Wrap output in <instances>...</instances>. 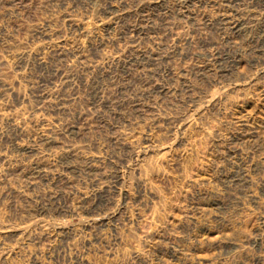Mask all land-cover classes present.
<instances>
[{
    "label": "bare ground",
    "instance_id": "bare-ground-1",
    "mask_svg": "<svg viewBox=\"0 0 264 264\" xmlns=\"http://www.w3.org/2000/svg\"><path fill=\"white\" fill-rule=\"evenodd\" d=\"M81 2L86 3L84 11L78 9L61 17V31L35 35L37 40L44 38L46 42L41 43L38 40L39 44L17 56L16 67L22 70L21 78L29 79L34 70L37 73L34 82L27 87L28 94L35 103L30 101L31 96L28 97L21 90V80L13 79L7 83L0 78L2 264H17L16 261L19 259H25L29 264H44L41 260L43 250L39 248L43 241L49 243L46 246L53 252L56 247H60V250L62 248L65 253L68 251L72 263L83 264V258L71 254L83 239H79L81 238L79 236L82 234L90 236L91 233L88 231L92 228L103 230L109 227V217H112L110 215L113 214L114 208L126 206L131 200V193L124 188L121 175L118 173L117 166L121 160L115 156V151H133L138 143L127 141L123 130L116 129L108 121L118 119L121 109L118 108V112L115 109L110 110L112 104L108 101L110 96L108 97L109 93H106L107 89L112 91L111 95L122 98L132 91L130 85L119 84L121 80L117 81L115 77L117 73L128 77L129 84L134 80L132 79L134 75H131L133 71L139 70L140 74L146 77L144 85L142 84L144 89L136 91L134 96L142 98L154 95L159 98L170 94L178 95L181 92L194 91L188 79L196 80L204 71L203 68H184L174 62L175 59L184 61L189 56L180 47L182 45L186 48L192 44L194 37H188V31L194 33L201 27L210 29L216 25L221 26V29L230 33V37H224V41L231 44L236 52L235 57L237 55L240 57L250 49V43L257 45L264 42V11L251 13L245 9L246 5L253 10H255L253 6H263L264 10V0H225V6L220 0H81ZM239 4H243L246 10L243 16L239 14L241 10L235 12L231 9L232 6L234 8ZM151 12H159L157 15L159 21L167 24L165 30L158 27L163 32L157 42L156 33L155 41L149 36V30L152 28L149 19ZM169 19L172 20L171 23ZM182 22L188 25L187 35L184 34ZM241 36H244V39ZM162 50L164 52L160 53ZM160 65L164 66L160 68ZM159 73H162L166 82L177 81L181 86L170 90L160 87L161 85H151L149 80L161 78ZM220 74L227 75V71ZM105 81L109 82H106L108 86H104ZM33 86L46 89L40 93H33ZM80 91L83 93L82 96L79 95ZM223 97L212 96L207 100V104L214 108L215 105L220 107ZM198 101L201 104L206 99L199 97ZM70 103L71 106L73 103H84L92 113L88 114L78 106L76 109L71 108ZM54 104L58 108L53 111ZM200 108L202 106H197L198 110ZM53 112L56 113L54 117L51 116ZM133 124L127 120L123 121L122 125L131 127ZM110 134L114 136L109 137ZM238 136L231 134L224 142L244 140V136ZM240 156L228 163L229 169L223 168L220 180L232 186L236 184L245 186L249 197L256 200L257 193L264 195V156H256L257 158ZM212 197H215L213 190L201 189L196 196L199 201L196 208L204 209L208 203H216ZM6 210L8 214L4 212ZM49 211L53 212L52 216L48 215ZM18 214L20 218L16 220ZM74 214H80L87 219V223L80 229L71 228L65 223V219ZM141 258L137 256L135 259L139 261Z\"/></svg>",
    "mask_w": 264,
    "mask_h": 264
},
{
    "label": "rangeland",
    "instance_id": "rangeland-1",
    "mask_svg": "<svg viewBox=\"0 0 264 264\" xmlns=\"http://www.w3.org/2000/svg\"><path fill=\"white\" fill-rule=\"evenodd\" d=\"M220 1L225 6V0ZM85 4L81 0H0V78L7 83L13 79L21 80L20 89L30 97L27 87L34 82L37 73L34 70L29 79L21 78L22 70L16 67L17 56L37 43L46 42L44 38L38 39L40 42L36 39L39 33L61 31V17L78 9L84 11ZM242 5L232 6L231 9L235 12L241 10V16L246 10L251 13L264 11L263 6H253V10L245 5V10ZM158 13L149 14L152 22L149 36L154 40L157 34L156 42L167 27V24L159 21ZM181 25H184V34L187 35L188 25L183 22ZM159 26L164 29L161 31ZM220 27H201L194 32L195 35L188 31V37H194L193 46H180L189 54L188 59L174 60L184 68H203L201 77L188 79L194 91L159 98L154 95L140 98L134 93L144 89L146 77L139 70L131 74L134 75L132 84L121 73L115 75L117 81L121 80L119 84L130 85L132 91L122 98L111 95L112 91L108 88L106 93H109L108 101L112 104L110 110L118 112L121 109V115L115 120L104 119L116 129L123 130L127 141L138 143L133 151H115V156L121 160L117 166L118 173L124 188L131 193V200L126 206L114 208L112 213L115 214L109 217V227L103 230L92 228L88 231L90 236L80 235L82 241L77 238L81 243L71 254L83 258V264H264V195L257 193L258 200H255L249 197L245 186H232L220 180L223 168L229 169L228 163L237 156H264V42L262 45L250 43V49L235 57L236 52L231 44L224 41V37H230V33ZM241 38L244 39V36ZM163 66L160 65V68ZM222 71H227V75H221ZM159 75L161 78L158 80H149L151 85H161L170 90L181 86L177 81L166 82L162 73ZM106 82L104 86H108L109 82ZM33 87V93L46 89ZM81 94L82 91L79 92ZM216 95L224 96L220 103L223 109L219 105L214 108L207 104V100ZM199 97H205L206 101L200 104ZM30 101L35 103L33 98ZM79 104L73 103L71 106L70 103L69 107L76 109L78 106L84 112L92 113L84 103ZM197 106L202 108L198 110ZM57 108L56 104L52 106L53 111ZM55 114L53 112L51 116ZM127 120L134 124L124 127L123 121ZM231 134L244 136V140L224 142ZM206 188L215 192V197L211 199L216 203L211 202L204 209H197L196 203L199 201L196 196ZM4 212L8 214L7 210ZM48 215L52 216L53 212L49 211ZM16 217V220L19 219L20 214ZM65 223L71 228L80 229L87 219L74 214L66 218ZM46 245L49 243L45 241L39 245L43 250L41 260L44 264H74L68 251L65 253L62 248L56 247L53 252ZM137 256H141V260H136ZM19 260L17 264H29L25 259Z\"/></svg>",
    "mask_w": 264,
    "mask_h": 264
}]
</instances>
